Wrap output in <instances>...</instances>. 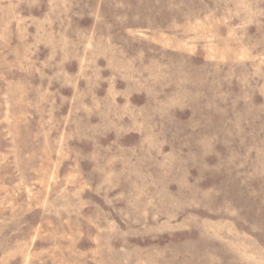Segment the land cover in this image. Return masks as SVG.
Returning <instances> with one entry per match:
<instances>
[{"label":"rangeland","instance_id":"obj_1","mask_svg":"<svg viewBox=\"0 0 264 264\" xmlns=\"http://www.w3.org/2000/svg\"><path fill=\"white\" fill-rule=\"evenodd\" d=\"M0 264H264V0H0Z\"/></svg>","mask_w":264,"mask_h":264}]
</instances>
